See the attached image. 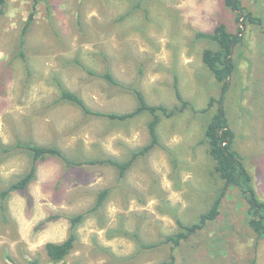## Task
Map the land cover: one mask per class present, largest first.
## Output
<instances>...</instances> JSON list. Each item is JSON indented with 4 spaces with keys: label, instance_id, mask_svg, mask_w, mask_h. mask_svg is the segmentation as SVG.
<instances>
[{
    "label": "rangeland",
    "instance_id": "rangeland-1",
    "mask_svg": "<svg viewBox=\"0 0 264 264\" xmlns=\"http://www.w3.org/2000/svg\"><path fill=\"white\" fill-rule=\"evenodd\" d=\"M34 1L6 0L0 15V143L31 141L56 146L77 162L122 163L150 143V114L127 121L87 116L59 101L57 81L102 113L134 111L138 100L131 88L149 105L172 108L179 104L175 84L192 109L162 116L159 144L122 179L109 164L68 167L57 157L41 162L26 190L0 199V264H56L45 245L66 240L69 218L81 214L75 247L59 264H264V239L250 228L248 204L236 187L228 189L216 220L179 246L162 244L180 230L179 221L190 225L208 212L224 185L202 142L217 108L193 110L220 95L202 60L204 50L216 45L197 33L225 24L237 34L238 13L225 0ZM241 4L262 24L244 26L223 106L234 150L264 202V0ZM32 14L22 57L20 36ZM107 72L120 86L102 78ZM30 166L21 150L0 153V191ZM105 188L107 200L92 212Z\"/></svg>",
    "mask_w": 264,
    "mask_h": 264
},
{
    "label": "trees",
    "instance_id": "trees-1",
    "mask_svg": "<svg viewBox=\"0 0 264 264\" xmlns=\"http://www.w3.org/2000/svg\"><path fill=\"white\" fill-rule=\"evenodd\" d=\"M48 1L49 0H35L34 3L38 4L40 2ZM241 2L242 0H225V4L238 13V20L243 17L242 23L244 26L247 25V21L261 25L262 19L254 17L250 12H245ZM5 4L6 0H0V15L3 13ZM32 21L33 14L30 16L21 32L19 54L22 57L24 56L23 49L25 45V35ZM197 37L209 40L216 45V49L208 48L204 50L202 60L204 65L210 70L216 81L220 84V95L218 98L211 97L206 108L199 111L195 109L193 110L204 114L208 113L214 107L217 108L216 112L208 121L202 142L208 145V154L214 160L215 171L220 176L224 185L208 212L201 214L199 220L190 225H185L179 221L178 226L180 230L176 234L166 237L162 244H172L174 247L179 246L183 241L203 230L209 222L216 220L220 214V204L230 187H236L241 192L243 198L248 204V224L259 238L264 239V202H261L257 197L252 186V177L244 164L242 156L234 150V134L230 129L229 121L226 118L223 106L225 95L230 88V78L233 76L237 68L232 54V48L234 47L235 49L238 44L243 41L244 36L242 33V27L239 25L238 33L234 34L228 30L225 24H220L211 33L198 32ZM78 64L81 65L80 62H78ZM83 68L91 75H94L92 71L85 67ZM102 78L112 85L120 86L111 73L107 72L103 74ZM57 84L60 90L59 101L61 100V102L76 106L87 116L108 118L114 121H127L147 112L152 116V120L148 124L150 143L144 148L134 152L131 158L123 163L110 158L104 160L91 159L77 162L70 159V157L56 146L39 145L31 141L18 140L15 145L0 143V153L13 154L15 151L21 150L22 152L29 154L31 157L29 171L19 180L11 183L8 188L0 191V199L2 201L8 199L13 192L26 190L37 176L38 165L51 157L60 158L68 167L84 164H109L119 170V178L122 179L139 156L147 154L152 148L159 144L157 129L162 116L170 118L178 113L184 112L188 108L192 109L191 103L183 98L177 84H175V93L178 99V105L172 108L165 105H149L140 90L131 88L138 100V106L134 111L123 114L94 111L78 94L70 91L63 82L57 81ZM109 194V188L101 190L97 195L96 203L91 211L95 212L101 209ZM85 216V214H81L69 218L71 232L66 240L60 243L49 242L45 245L47 255L53 263H62L71 254L77 241V225L83 222ZM141 246L142 248H154L157 245L141 244ZM163 264H175V261L172 259L170 262H164ZM252 264L257 263L254 260Z\"/></svg>",
    "mask_w": 264,
    "mask_h": 264
},
{
    "label": "water",
    "instance_id": "water-1",
    "mask_svg": "<svg viewBox=\"0 0 264 264\" xmlns=\"http://www.w3.org/2000/svg\"><path fill=\"white\" fill-rule=\"evenodd\" d=\"M242 20H243V17L240 19V21H239V23H240V25H241V27H242V33L244 32V25H243V23H242ZM234 53V47L232 48V54Z\"/></svg>",
    "mask_w": 264,
    "mask_h": 264
}]
</instances>
